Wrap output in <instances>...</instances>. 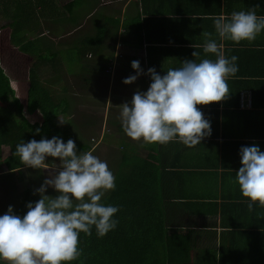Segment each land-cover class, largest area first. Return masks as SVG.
<instances>
[{"label": "crops", "instance_id": "obj_1", "mask_svg": "<svg viewBox=\"0 0 264 264\" xmlns=\"http://www.w3.org/2000/svg\"><path fill=\"white\" fill-rule=\"evenodd\" d=\"M71 1L75 5L70 13L65 5ZM86 5L89 11L78 15V6ZM257 5V15L264 16V0H48L44 13L33 18L40 26L46 22L74 34L69 43L77 53L84 51L82 63L91 62L88 57L94 52L90 39L99 42L101 28L106 30L99 52L109 48V64H114L109 72V123L114 128L109 141L126 139L129 145L123 144L132 155H152L164 168L162 179L170 190L164 194L165 211L173 219L171 228L190 237L193 260L189 264H264V207L257 202L249 211L250 201L235 182L236 172L242 167L241 147L256 144L264 151V31L253 42L221 40L210 19L220 14L230 18L233 11H248ZM204 33H212V39L224 44L228 58L238 57V72L227 81L229 98L197 106L211 123V135L194 147L178 141L149 144L128 137L120 119L121 104L130 103L138 90L147 91L152 82L149 68L164 75L170 68L182 67L184 60H215V54L203 52L208 39ZM45 41L49 47L68 44ZM195 51L199 57H193ZM133 60L140 62L145 74L125 84V78L136 75ZM78 74L79 80L73 76L74 84L81 90L89 89L93 71L80 70ZM66 79L69 82L68 76ZM17 81L21 83L22 79ZM66 82L61 84L64 89L68 87ZM57 90L64 98V90ZM244 92L251 96L250 107L241 104ZM103 139L100 136L94 141ZM109 147L113 157L124 154L123 145L119 149ZM20 171L9 172L0 166V183L15 179L13 173Z\"/></svg>", "mask_w": 264, "mask_h": 264}, {"label": "clouds", "instance_id": "obj_2", "mask_svg": "<svg viewBox=\"0 0 264 264\" xmlns=\"http://www.w3.org/2000/svg\"><path fill=\"white\" fill-rule=\"evenodd\" d=\"M233 11L210 17L221 40L253 42L264 31V16L255 9ZM208 39L203 47L206 54L216 59L184 60L182 67L170 68L159 74L148 69L151 83L147 91H137L131 102L122 105L120 119L125 134L135 141L168 144L172 141L187 147L200 144L212 133L211 123L198 105H209L229 98V77L238 72V57L225 55L224 44ZM193 57H199L197 51ZM131 66L136 75L123 80L131 84L145 74L138 60ZM60 124L65 121H59ZM37 133L41 130L36 129ZM14 155L28 167L48 169L49 157L58 158L59 168L50 169L48 178L36 189L40 199L27 204L28 211L17 215L13 206L0 215V262L6 264H69L82 255L80 233L92 234L95 226L99 237L105 236L118 225L113 219L117 206L102 203L108 191L115 190L116 177L106 161L92 151L78 152L73 139L58 136L39 141L32 139L16 146ZM242 167L236 172V181L242 195L249 199L253 211L258 202L264 207V151L256 144L240 149ZM53 188L55 196L48 195Z\"/></svg>", "mask_w": 264, "mask_h": 264}, {"label": "trees", "instance_id": "obj_3", "mask_svg": "<svg viewBox=\"0 0 264 264\" xmlns=\"http://www.w3.org/2000/svg\"><path fill=\"white\" fill-rule=\"evenodd\" d=\"M47 2L48 0H0V12L13 21L10 22L13 28L11 42L22 55L28 53L36 57L31 67H27L25 60L21 63L14 60L11 64L0 61V106L6 108L13 106L18 110L17 116L14 112H10L6 118L0 117V123H3L0 126V166H5L9 172L22 171L25 166L19 156L14 155L15 151L3 154L4 147L9 145L12 149H16L19 143H26L32 139L39 141L44 138L36 137L37 132L33 130L44 129L47 132L45 138L48 139H51L53 134L60 135L62 139L65 137L71 139V134H68L66 129L61 128L57 123L60 115L72 109L67 89L64 90V98H60L58 88L53 86L56 73L52 68L61 67L58 61L59 52L51 51L45 40L43 45L40 43L36 45L35 41L27 36V32H35L37 25L40 27L39 22L37 23L33 18L44 13ZM74 5V1H71L65 5V9L71 13ZM105 31L101 28L99 42L94 38L90 39V48L94 53L88 55L89 57L100 53L99 49L106 34ZM78 55L82 57L84 51H79ZM47 64L51 67L49 68ZM93 64V62L82 63L81 61L78 68L89 70ZM49 70L52 74L46 78L37 75L38 72L48 73ZM106 71L110 72L109 66ZM24 72H29V75L24 76ZM20 78L21 83L17 81ZM243 84L242 86H245L248 83ZM20 89L27 91L26 105L22 102L23 94ZM35 113L39 115L40 120L30 117ZM68 126L70 127V123ZM76 145L78 152L91 150L88 141L81 144L76 143ZM125 149L127 148L123 145V150ZM123 152L120 160L127 166L115 175V190L108 191L102 198L105 206L112 205L119 208L113 217L118 220V225L103 237L97 235L95 226L90 236L80 233L79 247L82 249V255L78 260L69 262V264L191 263L193 253L190 237L184 231L171 228L173 219L165 211L164 194H167L169 187L162 179L161 170L164 168L156 162L157 159L152 155L147 157L133 155V159H128L126 155L132 154L129 150ZM46 164H52V162ZM110 170L112 171V167ZM41 178L39 169L38 175L34 177L35 180L31 178V182L38 181L39 183ZM34 182L22 192L21 201L14 210L17 215L26 214L27 204L41 198L35 191ZM49 192L47 191V194L52 195ZM0 264H6V262H0Z\"/></svg>", "mask_w": 264, "mask_h": 264}, {"label": "rangeland", "instance_id": "obj_4", "mask_svg": "<svg viewBox=\"0 0 264 264\" xmlns=\"http://www.w3.org/2000/svg\"><path fill=\"white\" fill-rule=\"evenodd\" d=\"M78 8H81V10L78 11V15L81 14L82 16L89 11L90 6H78ZM65 13L67 14L66 11ZM11 21L12 20L10 18H6L5 15L0 12V61L6 63L10 62L11 64L12 62H14V60H18V62L20 63L25 60V64H27V67H31L34 64L36 57L28 55L27 53H23L22 55L13 45V43L11 42V35L13 33V28L10 26ZM63 29H59L58 27L44 22V24H42L40 27H38L37 25V27L35 28V32H27V36H30V38L35 41L36 45H38L39 43L43 45L44 40L46 39L48 42H51L55 45L68 43L64 44L61 47L49 48L51 51L56 50L59 52L58 61L60 62L61 66L57 67V69L52 68L53 72L56 73V81L53 82V86L65 90L63 87H61V84H64L67 81L66 77L68 76L69 82H66L68 86L67 91L69 92L68 95L70 96V101L73 104L70 112L59 116L57 123L61 128L66 129V132L68 134H71L70 138L73 139L75 143L81 144L85 141H88L91 145V148L93 149V154L98 156L102 161H106L109 165V168L114 166L112 172L114 175H116L118 174V172H120L119 170L124 169L127 165H125L119 159V156H121L122 154H118L116 156L114 155L113 157V153L111 152L109 144L115 145V148L119 149L120 145H124L123 143L129 145L130 141L127 142L126 139L116 138L109 141V133H112L114 131V128L109 123L110 114H112V112L109 113V73L106 71L108 66L109 71L112 70V65L109 64V48L106 49V52L104 51L96 56V59L102 58L101 60H99V62L96 59H92L94 58V56L88 57L92 59L90 61L94 63L93 66L89 68L93 71V76H91L92 84L90 85L89 89L81 90L78 88V85L74 84V77H76V80L80 79L78 77L80 75L78 74V72L80 71L78 66H80V62L84 58L78 55L76 48L73 49V43H69L71 42V36H73L74 34L70 35L71 32H64ZM68 34L69 36H67ZM63 36L65 37L60 39V37ZM63 47L68 48L65 50L63 49ZM47 66L49 68L51 67L50 64H47ZM49 72H51V70H49L48 73ZM48 73L43 71L38 72L37 75H41V78H46L48 77ZM72 87L76 89V91H74ZM26 92V89H24L22 95V102L24 105H26ZM10 112H14V114H16L18 110H16L13 106H9L8 108L0 106V117L6 118L8 114H10ZM30 117L32 119L35 118L37 120H40L38 118L39 115L36 113ZM60 119L65 121V123L60 124ZM69 123L70 127L68 126ZM2 125L3 123H0V126ZM33 131L37 132L36 129ZM37 136L45 138L47 136V132L42 129L39 133L36 134V137ZM53 136L61 137L57 134H53ZM100 136L102 138L104 137L102 142L97 143L96 141H93V138H96V140L98 141ZM63 140L66 143L68 139L67 137H65L63 138ZM128 149L129 148L125 150ZM125 150L120 151L123 152ZM12 151H15V149H12L9 145L5 146L3 149V154H9ZM126 156L128 157V159L134 158L133 155ZM114 160L116 163L113 165ZM50 162H52V164H47L48 169H40L42 178L39 179V183L38 181H33L35 191L43 184L44 180L48 178L50 169L56 170L59 168L58 158L54 159L49 157L46 163ZM38 173L39 169L25 166L22 171L14 173L15 179H3L2 183H0V186H2V188L0 187V215L5 214L10 205L13 206V210L16 209V206H18V203L21 201L20 198H22V192L25 191L27 186L33 183L31 182V178L32 180H35L34 177L35 175H38ZM49 190H51V192H49ZM47 191L49 193H52V196L56 195V193L54 192L55 190L51 187H49Z\"/></svg>", "mask_w": 264, "mask_h": 264}, {"label": "built area", "instance_id": "obj_5", "mask_svg": "<svg viewBox=\"0 0 264 264\" xmlns=\"http://www.w3.org/2000/svg\"><path fill=\"white\" fill-rule=\"evenodd\" d=\"M114 68V64H112L111 69ZM241 104L243 107H250L252 105V99L250 95H246L245 92L242 94ZM93 140H96L93 138Z\"/></svg>", "mask_w": 264, "mask_h": 264}]
</instances>
